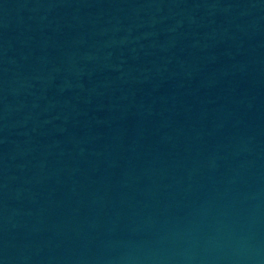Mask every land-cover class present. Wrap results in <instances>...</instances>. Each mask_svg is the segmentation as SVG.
Masks as SVG:
<instances>
[{
    "label": "water",
    "instance_id": "water-1",
    "mask_svg": "<svg viewBox=\"0 0 264 264\" xmlns=\"http://www.w3.org/2000/svg\"><path fill=\"white\" fill-rule=\"evenodd\" d=\"M0 264H264V0H0Z\"/></svg>",
    "mask_w": 264,
    "mask_h": 264
}]
</instances>
